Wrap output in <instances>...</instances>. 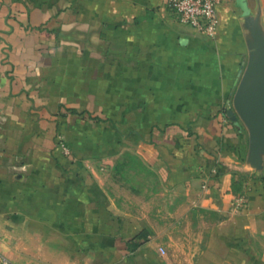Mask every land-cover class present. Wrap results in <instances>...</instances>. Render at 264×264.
<instances>
[{
	"label": "crops",
	"instance_id": "0c3cea01",
	"mask_svg": "<svg viewBox=\"0 0 264 264\" xmlns=\"http://www.w3.org/2000/svg\"><path fill=\"white\" fill-rule=\"evenodd\" d=\"M216 12L209 39L174 21L164 0H0L2 255L161 264L160 242L137 237L105 189L122 152L174 197L176 217L180 203L215 215L203 218L196 264H234L224 251L264 238V162L249 165L246 129L225 113L248 32L238 5Z\"/></svg>",
	"mask_w": 264,
	"mask_h": 264
},
{
	"label": "rangeland",
	"instance_id": "374dc122",
	"mask_svg": "<svg viewBox=\"0 0 264 264\" xmlns=\"http://www.w3.org/2000/svg\"><path fill=\"white\" fill-rule=\"evenodd\" d=\"M245 1V0H244ZM229 2L237 8V0H221ZM251 16H257L258 23L264 22V0H246ZM105 189L121 209L133 219V226L138 230L142 240L152 238L162 245L161 264H196L200 250L205 244L206 225L203 218H211L214 214H200L191 210L184 203L179 205L176 217L174 197L160 191L159 184L152 174L141 168L140 163L128 152H122L109 164L105 172ZM177 200V199H176ZM205 219V218H204ZM177 223L174 224V223ZM249 249L237 253L224 251L230 256L232 263L244 261L246 264H264V238L252 236ZM222 252V247H220ZM244 258V259H242Z\"/></svg>",
	"mask_w": 264,
	"mask_h": 264
},
{
	"label": "water",
	"instance_id": "95a60500",
	"mask_svg": "<svg viewBox=\"0 0 264 264\" xmlns=\"http://www.w3.org/2000/svg\"><path fill=\"white\" fill-rule=\"evenodd\" d=\"M248 32L247 59L231 96L226 115L239 120L247 132V162L261 169L264 162V33L257 16H251L244 0H237Z\"/></svg>",
	"mask_w": 264,
	"mask_h": 264
},
{
	"label": "built area",
	"instance_id": "2783aa9c",
	"mask_svg": "<svg viewBox=\"0 0 264 264\" xmlns=\"http://www.w3.org/2000/svg\"><path fill=\"white\" fill-rule=\"evenodd\" d=\"M221 0H164V6L170 17L194 30L197 34L213 39L217 33L216 8ZM56 144L64 156L69 154L68 147L60 137ZM244 200V195L233 198L230 202L231 209H235ZM163 253L162 248H158ZM0 264H15L0 253Z\"/></svg>",
	"mask_w": 264,
	"mask_h": 264
},
{
	"label": "trees",
	"instance_id": "16d2710c",
	"mask_svg": "<svg viewBox=\"0 0 264 264\" xmlns=\"http://www.w3.org/2000/svg\"><path fill=\"white\" fill-rule=\"evenodd\" d=\"M137 237H138V234H137Z\"/></svg>",
	"mask_w": 264,
	"mask_h": 264
}]
</instances>
